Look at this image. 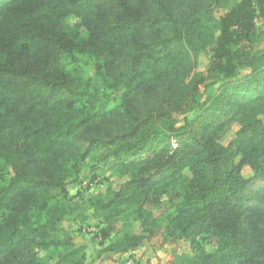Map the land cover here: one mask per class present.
<instances>
[{
  "label": "trees",
  "instance_id": "1",
  "mask_svg": "<svg viewBox=\"0 0 264 264\" xmlns=\"http://www.w3.org/2000/svg\"><path fill=\"white\" fill-rule=\"evenodd\" d=\"M193 1L0 0V255L24 251L25 263L34 264L37 251L49 247L47 232L29 212L37 206L59 220L63 208L50 191L67 193V179L93 152L75 143L87 133L94 148L110 147L102 159L123 169L189 168L192 178L177 192L182 201L171 220L193 241L182 264H264V232L240 223L242 195L264 179V53L245 46L257 36L264 0H241L219 18L202 16ZM74 17L78 25L70 23ZM200 47L218 61L222 81L204 98L196 72ZM79 56L93 59L104 85H126L124 96L142 92L158 97V105L144 117L134 106L112 110L88 94L58 100L71 86ZM239 67L250 73L231 80ZM108 115L115 133L104 126ZM204 116L210 121L196 131L194 121ZM236 118L241 127L234 139L221 143L218 134ZM145 152L154 156L140 160ZM5 166L13 171L6 184ZM155 184L144 176L132 181L143 220L152 217L144 204ZM254 198L258 206L250 210L264 215V189ZM208 237L218 242L214 252L206 249Z\"/></svg>",
  "mask_w": 264,
  "mask_h": 264
},
{
  "label": "rangeland",
  "instance_id": "2",
  "mask_svg": "<svg viewBox=\"0 0 264 264\" xmlns=\"http://www.w3.org/2000/svg\"><path fill=\"white\" fill-rule=\"evenodd\" d=\"M240 1L216 0L213 4H210V0L193 2L195 9L202 16L213 15L219 18ZM80 22L79 18L74 17L70 23L78 25ZM256 23L257 36L252 43H245V46L254 53L263 54L264 19L259 18ZM217 65L218 61L212 57L210 51L200 47L196 72L202 78L200 85L202 98L209 93L218 92L222 81ZM73 66L71 86L58 94V100L64 101L73 96L88 94L107 102L112 110L121 105L134 106L144 117H148L158 105V97L142 92L124 96L126 85L116 89L104 85L101 79L96 78V66L89 56H79V61ZM249 73V69L239 67L237 75L231 80H240ZM262 105L264 100L260 106ZM99 108L101 104L98 105L97 109ZM108 116L104 126L115 133L117 123L114 124L112 115ZM176 116L180 120L183 119L182 114ZM218 116L215 117V122H219ZM259 117L264 121V112H260ZM209 121L208 116L194 121V129L198 131L202 123ZM240 127L239 119H233L218 134L217 139L223 144H228L234 139ZM97 136L103 140L105 138L104 134ZM75 143L82 150L92 146L93 152L80 161L77 169L67 179V193L63 194L56 188L50 191L51 200L58 202L63 208L59 220L49 219L47 213L37 206L29 212L32 220L38 222L42 230L47 232L50 242L47 249L37 251L38 260L34 264H182L183 256L192 250L193 241L181 235L173 227L171 220L176 215L177 205L182 201L176 194L182 192L192 178L189 168L169 171L150 167L144 173L139 168L127 170L102 159V156L111 150L110 147L101 143L98 148H94L89 140V134L77 136ZM181 143L182 139L175 140L176 145ZM153 156V153L145 152L140 154L139 159L145 160ZM239 160L240 156L235 158L236 163ZM243 174L247 178L253 175L250 166H244ZM12 175L11 168L5 166L2 171V180L5 184ZM141 176L152 178L156 183L150 200L144 204V208L152 216L149 220H143L140 216V205L137 203L136 190L132 185V181ZM263 189L264 179L253 180L241 197L244 214L240 223L246 229L256 225L264 232V215H256L250 210L251 207L258 206L254 196ZM41 238L43 235H36L35 239ZM206 243L209 252L217 249L216 238L208 237ZM25 253L22 251L17 255L2 254L0 264H26ZM260 262L264 263V255Z\"/></svg>",
  "mask_w": 264,
  "mask_h": 264
}]
</instances>
